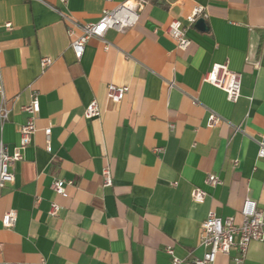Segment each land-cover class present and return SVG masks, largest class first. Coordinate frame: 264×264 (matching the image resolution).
<instances>
[{"label": "crops", "instance_id": "obj_1", "mask_svg": "<svg viewBox=\"0 0 264 264\" xmlns=\"http://www.w3.org/2000/svg\"><path fill=\"white\" fill-rule=\"evenodd\" d=\"M121 1L0 0L8 108L0 143L8 151L19 141L21 106L31 91L40 104L14 180L0 189V264H171L168 247L179 264H194L203 255L198 230L208 211L240 224L245 198L264 210V157L257 156L264 137V0H149L133 26L90 37L76 58L59 11L96 22ZM196 6L206 13L204 29L187 20ZM174 19L186 27V49L164 32ZM42 57L52 60L44 69ZM225 62L241 73L235 102L202 80ZM109 83L128 86L119 104L107 97ZM92 99L100 115L87 119ZM210 111L222 118L211 127ZM103 169L110 185H103ZM208 174L221 183L209 184ZM53 179L64 181V194L51 188ZM194 186L206 192L203 201L192 199ZM9 209L16 221L4 227ZM236 252L219 253L211 264H234ZM242 264H264V241L250 242Z\"/></svg>", "mask_w": 264, "mask_h": 264}, {"label": "built area", "instance_id": "obj_2", "mask_svg": "<svg viewBox=\"0 0 264 264\" xmlns=\"http://www.w3.org/2000/svg\"><path fill=\"white\" fill-rule=\"evenodd\" d=\"M149 0H123L113 8H104L100 18L96 22L78 23L69 13L59 11L60 16L66 22L67 33L72 37L70 46L76 58H80L84 52L87 40L90 37L102 38L104 33L112 28L122 31L133 26L139 17V10ZM66 6L67 0H59ZM206 13L202 6L194 7L192 13L187 17L188 22H194L198 17H205ZM7 29L11 28V23L6 22L4 25ZM76 30H78L76 32ZM164 32L173 39L179 49H186L190 40L186 36V27L179 20H172ZM107 47V44L105 45ZM51 58L42 57L40 65L42 69L51 63ZM203 81L208 82L226 93L229 101L235 102L240 96L241 73L232 71L228 68L227 63H214L204 74ZM107 97L113 104H119L126 92L127 85H116L109 83L106 87ZM37 91H31L29 101L21 106L26 113V119L19 128V141L8 151L7 147L0 143V189L8 182L14 180V164L23 157V150L30 143L32 135L36 130L35 119L40 109L39 97ZM195 103L196 98L192 99ZM100 108L95 99H92L84 108L83 116L87 119L98 117ZM8 116L6 107L5 93L2 81L0 80V120L4 121ZM222 120L221 116L214 111H210L207 118L209 127L217 125ZM46 139V148L49 149L51 139V126L44 128ZM258 157H264V137L257 141ZM159 150V149H157ZM103 185L112 183L111 176L107 169L102 171ZM206 181L211 185L221 183V180L214 174H208ZM63 180L53 179L51 188L64 194L65 188ZM70 183V181H68ZM175 184V182L173 183ZM206 192L197 186L191 191V197L195 201H203ZM58 205L50 203V212L55 213ZM239 213L242 217L241 223L236 224L232 216L224 219L218 217L214 211H208L206 217L200 222L198 230V241L203 247V255L192 259L194 264H211L214 262L217 254H228L235 247L236 255L232 257L234 264H242L246 257L248 246L251 241H264V210L257 207V202L251 198H245ZM16 221V210L9 209L2 215L1 222L4 227H12ZM167 252L171 255V264H179L181 261L174 256L172 248L168 247Z\"/></svg>", "mask_w": 264, "mask_h": 264}, {"label": "water", "instance_id": "obj_3", "mask_svg": "<svg viewBox=\"0 0 264 264\" xmlns=\"http://www.w3.org/2000/svg\"><path fill=\"white\" fill-rule=\"evenodd\" d=\"M195 25L200 28L204 29L205 28V23H204V18L203 17H198L195 21Z\"/></svg>", "mask_w": 264, "mask_h": 264}]
</instances>
